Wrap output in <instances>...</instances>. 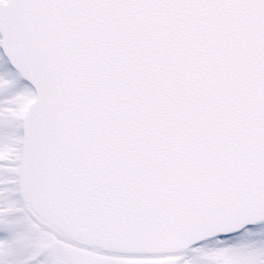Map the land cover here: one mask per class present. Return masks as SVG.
Wrapping results in <instances>:
<instances>
[{
  "label": "snow or ice",
  "instance_id": "1",
  "mask_svg": "<svg viewBox=\"0 0 264 264\" xmlns=\"http://www.w3.org/2000/svg\"><path fill=\"white\" fill-rule=\"evenodd\" d=\"M0 264H264V0H0Z\"/></svg>",
  "mask_w": 264,
  "mask_h": 264
}]
</instances>
